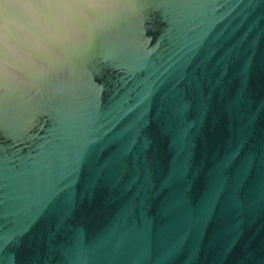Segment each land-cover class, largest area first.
Here are the masks:
<instances>
[{
  "label": "water",
  "instance_id": "obj_1",
  "mask_svg": "<svg viewBox=\"0 0 264 264\" xmlns=\"http://www.w3.org/2000/svg\"><path fill=\"white\" fill-rule=\"evenodd\" d=\"M122 5L0 82V264H264V0Z\"/></svg>",
  "mask_w": 264,
  "mask_h": 264
},
{
  "label": "clouds",
  "instance_id": "obj_2",
  "mask_svg": "<svg viewBox=\"0 0 264 264\" xmlns=\"http://www.w3.org/2000/svg\"><path fill=\"white\" fill-rule=\"evenodd\" d=\"M122 6V0H0L3 90L71 70Z\"/></svg>",
  "mask_w": 264,
  "mask_h": 264
},
{
  "label": "snow or ice",
  "instance_id": "obj_3",
  "mask_svg": "<svg viewBox=\"0 0 264 264\" xmlns=\"http://www.w3.org/2000/svg\"><path fill=\"white\" fill-rule=\"evenodd\" d=\"M131 157V153H129V158ZM0 246H2V241H0Z\"/></svg>",
  "mask_w": 264,
  "mask_h": 264
}]
</instances>
